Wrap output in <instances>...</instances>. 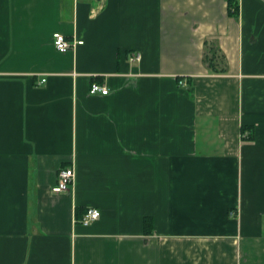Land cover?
Segmentation results:
<instances>
[{
	"label": "crops",
	"instance_id": "obj_1",
	"mask_svg": "<svg viewBox=\"0 0 264 264\" xmlns=\"http://www.w3.org/2000/svg\"><path fill=\"white\" fill-rule=\"evenodd\" d=\"M0 264H264V0H0Z\"/></svg>",
	"mask_w": 264,
	"mask_h": 264
},
{
	"label": "built area",
	"instance_id": "obj_2",
	"mask_svg": "<svg viewBox=\"0 0 264 264\" xmlns=\"http://www.w3.org/2000/svg\"><path fill=\"white\" fill-rule=\"evenodd\" d=\"M54 44L58 51L67 52L71 47L72 43L67 40L66 36L62 33L56 32L54 33ZM74 44H83V41H75ZM141 54L136 53L131 60L132 61H140ZM45 81V80H44ZM181 85H185V82L180 81ZM110 93V89L99 83H93L90 87V94L92 95H103L106 96ZM75 170L72 167H64L61 168L58 172L57 183L53 187V192L56 194H64L67 193L75 181ZM100 211L95 208H89L86 212L85 217L82 220V223L87 226L97 220L100 217Z\"/></svg>",
	"mask_w": 264,
	"mask_h": 264
},
{
	"label": "trees",
	"instance_id": "obj_3",
	"mask_svg": "<svg viewBox=\"0 0 264 264\" xmlns=\"http://www.w3.org/2000/svg\"><path fill=\"white\" fill-rule=\"evenodd\" d=\"M230 7H231V9H230V11H231V14L232 15H237L236 13L238 12V7H236V5H234L233 3H231L230 2ZM234 8V9H233ZM233 9V10H232ZM208 64L210 65V66H212L213 65V62H208ZM149 221H146V223H148Z\"/></svg>",
	"mask_w": 264,
	"mask_h": 264
}]
</instances>
